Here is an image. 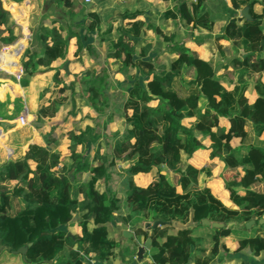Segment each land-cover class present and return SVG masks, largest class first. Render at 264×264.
I'll use <instances>...</instances> for the list:
<instances>
[{
    "label": "trees",
    "instance_id": "obj_1",
    "mask_svg": "<svg viewBox=\"0 0 264 264\" xmlns=\"http://www.w3.org/2000/svg\"><path fill=\"white\" fill-rule=\"evenodd\" d=\"M52 1L66 19L53 21L50 28L41 24L35 26L25 50V40L13 35L12 29L16 26L9 23V13L0 8V45L11 46L7 53L0 54V68L10 74L19 68L23 71L18 82L1 72L0 80H11L25 89L29 78L43 73L37 67L52 71L51 64L65 57L68 42L59 29L73 16L74 0ZM228 2L195 0L187 7L184 0H178L161 18L179 20L190 29L206 32L201 37L191 36L197 43L215 41L221 50L222 41H232L236 53H243L239 59L233 57L212 67L179 40L168 50L177 57L156 73L154 60H145L150 46L136 53L129 43L144 33V23L135 20L136 13L120 17L121 21L125 18L132 21L119 24V37L110 43L112 51L108 57L121 59L123 67L137 70L140 77V81L133 77L121 104L128 128L122 138L115 140L112 158L128 163V176L144 174L152 178L144 188L129 183L125 197L127 209L133 216L130 223L134 235L151 240L150 263L147 264H211L219 250H225L221 240L229 236L237 242L235 252L249 251L255 257L264 253V223L259 224V220L264 219V83L260 79L264 73V9L259 14L254 11L257 4L264 8V0ZM9 9L15 19L23 17L16 6ZM243 9L247 10L248 18L238 16ZM80 13L81 26L99 35L97 16L85 7ZM217 22L223 24L222 31L213 37L212 27ZM67 26L70 31V24ZM155 32L161 34L157 28ZM22 34L27 36L25 23ZM173 39L174 36H162L165 42L171 43ZM78 42L80 51L79 36ZM22 51L20 66H17ZM226 68L237 72L235 81L226 79L230 75L227 72L223 79L218 77L217 70ZM85 78H80L79 82L85 93L91 94L96 90V81ZM227 80L230 88L223 85L222 81ZM8 87H0L1 98ZM10 92L15 95L17 87H10ZM247 95L253 97L252 103ZM154 99L161 103V108L149 113L147 106ZM201 101L206 102L203 109L199 107ZM55 104L52 101L41 108L38 119L53 117ZM7 105H10L7 100L0 102V109ZM12 105L22 111L20 98ZM12 118L0 112L1 120ZM190 119L193 121L188 125L183 124V120ZM220 119L226 120L227 129L220 127ZM86 130L73 133L69 138L70 158L77 164L75 171L88 174L83 183L75 185L65 173L55 174L56 155L34 143L28 144L20 157L0 166V254L8 252L18 257L21 255L15 252L24 247L26 251L21 256L24 264H87L85 261L103 264L115 256L116 244L109 238L107 225L119 206L108 194L95 189L98 180L107 178L104 165L92 167L81 162L82 153L87 150L83 138L90 132ZM233 140L239 145L233 146ZM2 143L0 135V146ZM77 146H81L79 153L74 150ZM201 150H208L210 159L218 158L223 163L224 174L228 175L223 187L228 193L229 206L209 188L198 186L201 174L211 177L213 164L196 168L186 163ZM162 166L170 179L160 173ZM77 212L82 213L77 223L80 234L69 236L66 228L73 225L72 215ZM205 219L222 227L202 225ZM190 220L201 230L184 227L174 235L168 234L174 223L186 225ZM251 220L254 224L246 229L245 224ZM155 221L162 224L152 228ZM119 251L127 253L125 248ZM129 257L134 261V255ZM240 262L264 264L248 259Z\"/></svg>",
    "mask_w": 264,
    "mask_h": 264
},
{
    "label": "rangeland",
    "instance_id": "obj_2",
    "mask_svg": "<svg viewBox=\"0 0 264 264\" xmlns=\"http://www.w3.org/2000/svg\"><path fill=\"white\" fill-rule=\"evenodd\" d=\"M189 5L190 3L187 4V7ZM22 8L26 12L23 17L17 20L13 16H10L9 19V23L15 24L16 26L12 29V32L15 37L20 36L18 40L22 39V24H26L27 36L30 37L36 20L42 16L40 6L38 5H33L30 12L27 6L22 5ZM124 8L123 6L105 7V10L99 12V17L96 15L100 25L99 35H96L94 32H87L80 24L82 22L81 13L73 12V16L67 24H70V31L67 25L59 29L62 38L68 42V50L65 57L52 63L54 67L52 71L37 67V70L43 73L38 77L29 78L28 87L25 89L21 90L18 84L15 83L17 82V72L10 74L0 68L1 73H6L15 79L13 80L15 82L11 80L0 82V87L9 85L8 88H5L6 100L9 102L11 99L15 100L16 98L22 100V111L19 106H17L19 109L16 110L17 108L13 105H7L0 109V112H4L10 117H13L10 120L0 119V135L3 137V143L0 146V166L9 159L20 157L23 151L26 150L27 145L34 143L56 155L58 165L53 169L55 174L60 175L65 173L69 181L75 185L83 183L88 179V174L77 173L75 171L77 164L70 158L71 149L69 148V138L73 133L86 132V129H90V132L86 133L83 138L87 144V150L82 153L81 162H86L92 167L103 164L107 169V178L98 180L95 184V189L101 193L108 194L109 197H112L118 202L119 211L114 213L116 219L124 216L128 217V219L133 218L125 204L129 183L132 182V177L129 179L126 177L128 163L113 159L112 148L115 140L122 138L128 128L124 122V112L121 104L132 85L133 77L135 76L140 81L137 70H127L122 66L121 59L117 61L108 57L112 51L111 41H116L119 37L117 31L118 25L126 23L124 20L120 21L121 12H126ZM262 9L264 8L258 4L254 6V11L258 14ZM88 11L93 12L91 9ZM241 11H239V17H242ZM9 12L11 13V11ZM48 18L49 15L43 21L46 28H50V19ZM148 25H152V27L148 28ZM155 25V23L146 22L143 26L145 33L142 32L136 41H130L129 43L133 45L136 53H138L150 41L151 46L145 60L148 58L154 60V64L157 65L155 68L156 73H159L160 67H166L177 57L175 54L168 53V50L179 40L184 42L183 44L185 48L187 47L186 49L195 51L204 61L209 62L212 67L217 62L226 63L227 60L233 57L239 59L243 55L242 51L236 53V46L232 41H222L221 50L218 49L215 41L206 40L198 44L191 39V36L201 37L206 32L204 33L200 29H190L189 26L184 25L181 21H161L159 25L162 30V32L159 30L161 34L155 32V28H157ZM222 26V23H215L213 25L211 32L213 37L220 35ZM163 35L174 36V39L171 43L165 42L162 40ZM78 36L82 45L80 51L78 50ZM25 44L24 50L29 46V38L25 39ZM0 46V54L5 53L11 47ZM23 51L17 58L18 64ZM262 55L264 56V53ZM226 72L230 74L226 79L235 81L237 72L233 71L232 73L231 68L218 69L217 75L223 79L224 73ZM254 77L257 78L258 75ZM80 78L96 81V90L91 94L85 93L83 86L79 82ZM260 79L264 83V73L261 74ZM222 82L226 88H230L231 83L228 80ZM14 86L17 87L15 95L8 91L10 87ZM247 98L248 101L253 99L250 95H247ZM52 101L56 102L54 105L56 110L55 115L51 118L45 117L38 119L37 115L40 109L47 107ZM205 106L206 102L201 101L199 107L203 109ZM159 108H161V103L157 99H154L148 104L147 111L153 113ZM21 114L25 117L23 124L17 122ZM191 121L193 119L183 120V124L188 125ZM227 126L226 120L220 119V127L227 128ZM232 145L238 146L239 143L237 140H233ZM74 150L79 153L81 146L75 147ZM203 155L207 156L206 154ZM204 156L196 158L198 161L197 165L207 166L211 161H215L216 163L212 167L211 177L207 178L204 174H201L198 185L200 188L204 186L211 187L219 195L221 201L224 204H228V193L223 187L224 180L228 178V175L224 174L223 163L218 158L208 160ZM182 159L184 160L186 157L182 155ZM194 162L196 163L195 160ZM109 163H112V166ZM167 177L170 179L168 174ZM140 183L144 184V181H140ZM81 217L82 213L77 212L73 214L71 223L74 225L77 224L81 220ZM114 222L115 219L114 221L111 220V224H114ZM126 223L128 222L124 221L125 226ZM189 223V226L196 225L192 220ZM89 227H91L90 223ZM122 228L120 227L121 230ZM73 229L74 227L69 226L66 228V231L73 234ZM123 229V231L129 232V237H133L134 229L131 224ZM109 232L110 236H112L111 227H109ZM119 238H121L122 242L128 240L125 237H120V235ZM226 252H222L221 258L222 260H227L230 264H237V258L242 256L241 254H235L232 258L228 257ZM243 253L246 254L245 259L253 262H264V254L254 257L249 255L247 251ZM132 254L134 255V251ZM146 256H148V253H146ZM129 260L127 264H130V262L131 264H136L133 258ZM85 262L87 264H93V261ZM0 264L24 263L21 256L15 257L5 252L4 254H0ZM139 264L146 263L143 259Z\"/></svg>",
    "mask_w": 264,
    "mask_h": 264
},
{
    "label": "crops",
    "instance_id": "obj_3",
    "mask_svg": "<svg viewBox=\"0 0 264 264\" xmlns=\"http://www.w3.org/2000/svg\"><path fill=\"white\" fill-rule=\"evenodd\" d=\"M13 1H15V2H13ZM19 1H21V2L19 3ZM90 1L93 2L94 0H90ZM95 1L96 2L93 3V5L90 8H87L86 6H87L88 3H85V0H74L73 9L71 11L72 12H80L81 9L85 7L87 10H89V9L93 10V13L95 12V15H97L99 17L100 16L99 15L100 14L99 12L105 10L104 9L105 7L110 8V7L123 6V7H125L124 9L126 10V12L125 11L121 12L122 15H133V14L136 13L135 14L136 15V18L135 19L136 20H140L144 24L146 22L147 23H150V22L155 23L156 24L155 26L161 32H162V30H161V28L159 26L161 21H164V22H171V21H173V22H180L179 20H171V19L165 20V19H162L161 18V14L163 12H165L167 9H171L178 0H95ZM184 1H185L186 5H187L189 3H193L195 0H184ZM226 3L227 4L229 3L228 0H226ZM12 5H14L17 8H19L20 11L23 13V16H24V14H26V12L22 8V5L27 6L29 8V12L33 8V5L40 6V10H41L42 16L40 18L38 17L39 19L36 20L35 26L41 24L42 26L45 27V25L43 24V21H44V19H46V16H48V15H49V18L48 19H50L49 20L50 27L53 26V24H52L53 21H55V20H65L66 19V15L63 12H61L60 10L54 8L53 1L52 0H0V8L2 10H4V11H7L10 16H13V15H11L12 13L9 12L10 11L9 7L12 6ZM51 12H52V14H51ZM122 15H120V17ZM123 20L126 22V23H124V25H126L127 23H129V22L132 21V20H129L127 18H125ZM217 23H219V22H217ZM151 27H152V25H148V28H151ZM144 33H145V29H144ZM30 36H31V34H30ZM26 38L28 39L30 37L29 36H24L22 34V39L25 40ZM204 41H206V40H204ZM198 44H200V43H198ZM148 45L151 46L150 41L145 46H148ZM7 52H8V50L5 53H7ZM5 53H2V54L4 55ZM17 63H18V61H17ZM17 66H20V62H19V64H17ZM50 68L51 69L54 68L52 64H51ZM38 76H36V77H38ZM1 81H3V80H0V82ZM8 91L10 92V89H8ZM13 100L14 99H11L10 100V105L11 106H12ZM5 101H6V90L4 92L3 98L0 97V102H5ZM252 102H253V99L251 101H249V103H252ZM205 146L208 147L207 143H206ZM207 151L208 150H201V151L195 153L191 158H189L187 160L186 163L191 164V165H193L196 168L206 167V165L205 166L204 165H201V166L197 165L198 161H197L196 158H198L200 156H204L203 154H206L207 156H204V157H207L208 160H209L210 159L209 158V152H207ZM23 153H24V151H23ZM194 160L196 161V163L194 162ZM183 161H186V160L184 159ZM215 163H216L215 161L214 162L211 161V163L208 164L207 166H209L211 164H213V166H214ZM160 169H161L160 170V173L165 174V175H167V174L169 175V173L166 172V168L165 167L162 166V167H160ZM126 177L128 179L130 178V176H128V175ZM151 180H152V178L149 177V176H146L144 174H138V175L132 176V178H131V181H132L131 184L133 186H136V187H142V188H144V187H146L151 182ZM140 181H144V184H141ZM204 187L209 188L212 191V193L215 194L220 199L219 195L216 192H214L211 187H208V186H204ZM204 187H202V188H204ZM202 188H200V189H202ZM96 191L98 193H101L98 190H96ZM229 204H230V202L228 204H225V205L226 206H229ZM114 219H115L114 224L113 223L112 224L109 223L107 225V228H108L109 238H111L112 240H114V242L116 244V249L114 250V255L115 256L111 257L109 259V261H105L103 264H114L115 261H117V264H127L128 261H130L129 260L130 259L129 256L130 255H133L132 254L133 251L134 252L136 251V246L137 245H141L145 240H144L143 237H136L133 234V237H129L126 242H122L121 238H119V235H120V237H123L122 236V232L124 230L123 228H126L127 225H130L131 224L130 223L131 222V219H128V217H126V216L121 217L119 219L118 218L116 219V217L113 214V221H114ZM124 221H127L128 222V223H126V226L124 225ZM145 223L146 222H144L142 224L143 227L145 226ZM188 223L186 225H180L178 223H174L170 227V229L168 231V234L174 235L180 228H184V227L185 228H197V224L196 225L189 226ZM72 227H74L73 234H70V233H68V234L70 236L79 235L80 234V229L77 226V224H75V225L73 224ZM109 227H111L112 236H110ZM120 227H123L122 230L120 229ZM197 230L200 231L201 228H197ZM128 235H129V232H128ZM134 242H136L137 245H135ZM221 243L224 245V249L225 250L220 249L218 256L214 259L213 262H211V264H220V263L221 264H230V262H227V260H222L221 256H222V252L223 251H227L226 253H227L228 257H232V258L234 257L233 255H235V254H241L242 256L240 258H237V260H238L237 264H240L241 263L240 261L242 259H245V256H246L245 253H243V252H235V250H236V248H237L238 245H237V242L233 239V237H231V236L226 237V238H224V239L221 240ZM121 248L122 249H124V248L127 249V253L126 254L120 253L119 250H121ZM247 252L249 253V255H252L251 252H249V251H247ZM262 254H264V253H262ZM256 257H258V256H256ZM144 262L146 264L147 263H150L149 256H145ZM93 264H99V263L93 262ZM130 264H131V262H130Z\"/></svg>",
    "mask_w": 264,
    "mask_h": 264
},
{
    "label": "water",
    "instance_id": "obj_4",
    "mask_svg": "<svg viewBox=\"0 0 264 264\" xmlns=\"http://www.w3.org/2000/svg\"><path fill=\"white\" fill-rule=\"evenodd\" d=\"M95 2L96 1L94 0L93 2L88 3L86 7L87 8H90L93 5V3H95ZM241 16L242 17H245V18H248V14H247V10L246 9H244V10L241 11ZM262 223H264V219L259 220V224H262ZM161 224H162L161 222L155 221L152 224V228H155V227H157V226H159ZM253 224H254V221L253 220L247 222L245 224L246 229H249L250 226L253 225ZM202 225L210 226L212 228H220V227H222L221 224L210 223L206 219L205 220H202ZM228 226H231V224H229ZM122 235H123V237H125L127 239L129 238V235H128V232L127 231H123L122 232ZM134 243H135V245H137L136 242H134ZM150 249H151V240L149 238L145 239V241L141 245H137L136 246L135 255H134L135 263L136 264L141 263V261H143L144 257L146 256V253H148L150 251ZM25 251H26V248L23 247V248L18 249L15 252V254H19V255H21L23 257ZM114 264H117V261H115Z\"/></svg>",
    "mask_w": 264,
    "mask_h": 264
},
{
    "label": "built area",
    "instance_id": "obj_5",
    "mask_svg": "<svg viewBox=\"0 0 264 264\" xmlns=\"http://www.w3.org/2000/svg\"><path fill=\"white\" fill-rule=\"evenodd\" d=\"M90 2H91L90 0H85V3H90ZM16 72H17V82H18V80L20 79L23 71H22L21 68H19V69H17ZM24 118H25L24 115L21 114L20 117L18 118L17 122H20L21 124H23L24 123Z\"/></svg>",
    "mask_w": 264,
    "mask_h": 264
}]
</instances>
